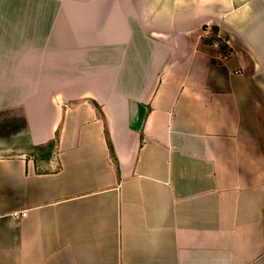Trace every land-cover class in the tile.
<instances>
[{
	"label": "crops",
	"instance_id": "0c3cea01",
	"mask_svg": "<svg viewBox=\"0 0 264 264\" xmlns=\"http://www.w3.org/2000/svg\"><path fill=\"white\" fill-rule=\"evenodd\" d=\"M9 105L0 264H264V0H0Z\"/></svg>",
	"mask_w": 264,
	"mask_h": 264
},
{
	"label": "rangeland",
	"instance_id": "374dc122",
	"mask_svg": "<svg viewBox=\"0 0 264 264\" xmlns=\"http://www.w3.org/2000/svg\"><path fill=\"white\" fill-rule=\"evenodd\" d=\"M51 91L53 90L52 89L45 90L46 93H49ZM40 92L38 91L33 96L35 97L36 95H39ZM0 110H7L6 111L7 113H5L4 117L2 114H0V155L17 156L20 155L21 152L23 151L32 150L30 154L34 156L36 159L45 158L48 156V152H46L45 149L40 151L42 153L32 149V146L30 145L28 138L25 135L26 126H25V121L23 119L24 113L22 106L9 105L4 108H1ZM5 118L7 119L11 118V121H14L13 123L15 124L11 128H5L4 126V124L6 123Z\"/></svg>",
	"mask_w": 264,
	"mask_h": 264
},
{
	"label": "trees",
	"instance_id": "16d2710c",
	"mask_svg": "<svg viewBox=\"0 0 264 264\" xmlns=\"http://www.w3.org/2000/svg\"><path fill=\"white\" fill-rule=\"evenodd\" d=\"M214 29L216 30V28L214 27ZM220 51H222V52H227V46L226 45H220ZM7 110H0V114H2L3 115V117H4V115H5V113H7L6 112ZM10 116V115H9ZM24 119V118H23ZM15 120V119H14ZM24 121H25V119H24ZM5 124H4V126H5V128H11L15 123H13L14 121H11V118L10 119H7V118H5ZM4 126H3V128H4ZM25 126H26V122H25ZM47 147L45 148V150H46V152H48L49 153V150H50V148H52L53 147V142H51V143H48L47 145H46ZM34 150L36 149L35 147H32ZM40 151H42L41 149L38 151V152H40ZM40 153H42V152H40Z\"/></svg>",
	"mask_w": 264,
	"mask_h": 264
},
{
	"label": "built area",
	"instance_id": "2783aa9c",
	"mask_svg": "<svg viewBox=\"0 0 264 264\" xmlns=\"http://www.w3.org/2000/svg\"><path fill=\"white\" fill-rule=\"evenodd\" d=\"M26 211L25 210H15L10 213V216L14 220L21 219L23 216H25Z\"/></svg>",
	"mask_w": 264,
	"mask_h": 264
}]
</instances>
